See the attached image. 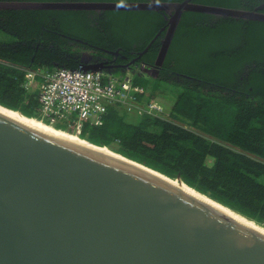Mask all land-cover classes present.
Returning a JSON list of instances; mask_svg holds the SVG:
<instances>
[{
    "label": "trees",
    "instance_id": "trees-1",
    "mask_svg": "<svg viewBox=\"0 0 264 264\" xmlns=\"http://www.w3.org/2000/svg\"><path fill=\"white\" fill-rule=\"evenodd\" d=\"M58 1L64 0L0 3ZM137 1L141 0H123ZM193 2L248 11L264 0ZM79 13L0 10V31L14 39L0 42V105L50 124L41 115L37 92L24 87L28 71L77 69L81 50L74 39L110 50L120 47L132 51L133 40L138 43L139 37H144L147 41L166 23L160 15L158 25L149 30L142 25L156 13L110 11L91 26L85 22L87 14ZM175 36L180 48L177 53L170 51L164 68L191 80L182 83L172 77L159 78L150 86L138 75L131 78L149 94V98H138V105L157 97L160 83L175 88L173 93L163 92L174 98L167 114L155 117L110 105L101 126L84 122L77 128L60 119L54 127L108 147L172 179L179 175L191 188L264 226V22L217 20L209 14L185 12Z\"/></svg>",
    "mask_w": 264,
    "mask_h": 264
},
{
    "label": "water",
    "instance_id": "water-1",
    "mask_svg": "<svg viewBox=\"0 0 264 264\" xmlns=\"http://www.w3.org/2000/svg\"><path fill=\"white\" fill-rule=\"evenodd\" d=\"M192 2L18 5L174 9L160 62L184 11L264 21ZM0 106V264H264V227L181 176Z\"/></svg>",
    "mask_w": 264,
    "mask_h": 264
},
{
    "label": "built area",
    "instance_id": "built-area-1",
    "mask_svg": "<svg viewBox=\"0 0 264 264\" xmlns=\"http://www.w3.org/2000/svg\"><path fill=\"white\" fill-rule=\"evenodd\" d=\"M24 87L37 92L41 115L53 127L60 119L71 121L77 128L84 122L101 126L110 105L155 117L166 114L165 108L154 100L138 105V98H149V94L128 76L81 69H38L26 73Z\"/></svg>",
    "mask_w": 264,
    "mask_h": 264
},
{
    "label": "flooded vegetation",
    "instance_id": "flooded-vegetation-1",
    "mask_svg": "<svg viewBox=\"0 0 264 264\" xmlns=\"http://www.w3.org/2000/svg\"><path fill=\"white\" fill-rule=\"evenodd\" d=\"M186 1V0H184ZM182 2H168L164 0H141L137 2H123L122 4L127 3H157V4H165V5H173ZM112 2H91L89 0H64V1H58V2H29L25 4L30 5H39V4H107ZM115 3H121V2H115ZM194 3V2H192ZM8 4H15V3H0L2 7H0V10L2 9H24V8H9L5 7V5ZM196 4V3H194ZM201 5V4H197ZM263 6V8L260 9V7ZM50 10V11H66L71 13H79V14H87L85 18L86 23H90L91 26H94L95 21L97 19H101L103 17V14H106L105 12L110 11H139V12H148V13H156L154 16H152L145 24L142 26L144 28H150L149 30H152L157 23L159 22L158 19L160 15L164 17L165 24L159 28L155 36L148 39L147 41L144 39V37H139V42L137 43V39L133 40L131 44H133V50L129 51L127 49L123 48H117L114 50H110L104 47H100L94 44H91L89 42L83 41L81 39H74L78 42V46H76V42L72 41L71 44L75 45L77 49H80V64L79 67L75 70L81 69L83 71L87 72H98L103 73L107 75H119V76H128L130 78H134L135 75H138L139 77L145 78L148 77L153 80H158L159 78H167L172 77L171 80H176L177 82H186L187 80H191L192 78L184 75V74H178L175 72H169V70L164 68L167 55L170 53V51H173L174 53H177L180 48V42L179 38L176 39V33L178 32L179 25L182 21V16L185 12H193V11H184L182 13V16L177 24V27L175 29V32L172 36V39L170 41V44L167 48V52L160 62V54L162 51L163 42L166 39L168 32L171 28V24L169 22L171 21L172 16L175 14L174 9L169 10H156V9H146V10H107L102 8H71V7H64V8H27L26 10ZM258 11L260 14H264V3L261 5H258L253 8V10L248 11ZM247 11V10H244ZM199 13V12H196ZM206 14V13H205ZM211 15V14H209ZM215 16V15H212ZM218 20V16H215ZM228 18V17H223ZM89 20V21H87ZM239 20V19H236ZM247 20V19H242ZM247 21H257V22H264L259 20H247ZM184 41V40H183ZM177 42V44H176ZM144 43V44H143ZM143 44V45H142ZM184 44V43H183ZM154 46V48H153ZM159 47L158 52H154V49ZM185 46V44H184ZM142 48V50H138L139 48ZM69 70V69H68Z\"/></svg>",
    "mask_w": 264,
    "mask_h": 264
},
{
    "label": "rangeland",
    "instance_id": "rangeland-1",
    "mask_svg": "<svg viewBox=\"0 0 264 264\" xmlns=\"http://www.w3.org/2000/svg\"><path fill=\"white\" fill-rule=\"evenodd\" d=\"M18 4L19 3L12 4L13 5L12 7L17 6V8H20L19 7L20 5H18ZM5 6H9V5H5ZM0 7H2V5H0ZM0 42H3V43H11V42H14V39L12 37H9L7 34L3 33L2 31H0ZM144 79H146V80L149 81L150 86H153L154 84H156V81L151 80L148 77L145 78V76H144ZM158 90H159V93L160 94H158L157 97H155L153 100L156 101L158 104L162 105L165 108V111L168 112L169 109H170V107L174 103V98H169L168 95L165 96V94H163V92H166L167 91L168 94H169V92L173 93V91L175 90V88H173L172 86H170V84L160 83V87H159ZM167 112H166V114H167ZM132 113H130V114H132ZM132 115H134V114H132Z\"/></svg>",
    "mask_w": 264,
    "mask_h": 264
},
{
    "label": "bare ground",
    "instance_id": "bare-ground-1",
    "mask_svg": "<svg viewBox=\"0 0 264 264\" xmlns=\"http://www.w3.org/2000/svg\"><path fill=\"white\" fill-rule=\"evenodd\" d=\"M1 107V106H0ZM12 112H15V111H12ZM16 113V112H15ZM18 114V113H17ZM36 121V120H35ZM40 123H42V122H40ZM49 127H51V126H49ZM52 128V127H51ZM73 137H76V136H74L73 135ZM77 138V137H76ZM112 151V150H111ZM262 226V225H261ZM264 227V226H263Z\"/></svg>",
    "mask_w": 264,
    "mask_h": 264
},
{
    "label": "clouds",
    "instance_id": "clouds-1",
    "mask_svg": "<svg viewBox=\"0 0 264 264\" xmlns=\"http://www.w3.org/2000/svg\"><path fill=\"white\" fill-rule=\"evenodd\" d=\"M121 3H123V0H121Z\"/></svg>",
    "mask_w": 264,
    "mask_h": 264
}]
</instances>
